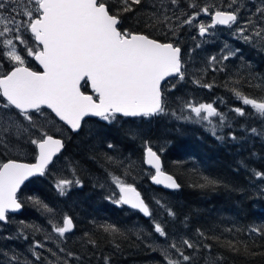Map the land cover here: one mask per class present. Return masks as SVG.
<instances>
[{
	"label": "trees",
	"instance_id": "16d2710c",
	"mask_svg": "<svg viewBox=\"0 0 264 264\" xmlns=\"http://www.w3.org/2000/svg\"><path fill=\"white\" fill-rule=\"evenodd\" d=\"M191 2L180 0L175 9L177 15L181 9L191 15L203 5H226L228 0H197L196 8L189 7ZM106 3L113 5L114 11L118 7L117 0H106ZM244 5L240 15L247 19L255 9L249 0H244ZM135 7L136 12L124 14L121 28L181 48L185 78L183 81L170 79L162 84L166 114L148 118L117 117L113 123L86 119L76 133H70L62 124L63 134L49 127L51 134L62 138L64 148L44 176L33 178L20 188L17 194L23 203L20 212L10 215V223H0V251L9 255L15 252L21 260L27 257L32 264H47V261L55 260L49 252L37 249L42 259L35 261L28 249L33 240L44 242L45 234L50 233L53 241L46 242V247L61 257L56 264H61L64 259L68 264H105V258L107 264H161L163 258L159 252L149 247L152 241L160 244L165 239L154 233L155 220L164 226L170 238L182 236L201 244L199 251L188 250L193 257L191 264H264V235L251 231L253 227L264 231V179H257L253 171L264 173V136L253 135L250 131L252 128L264 131V120L224 87L229 78H239L241 83L235 86L244 94L256 99L264 97V50L229 35L195 43L187 38L185 26L175 35L163 25L159 26L162 31L146 27L148 14L157 10L159 0H142L141 5ZM168 7L174 6L169 4ZM185 18L181 15V19ZM216 29L229 31V28ZM225 44L239 51L223 62L226 65L224 71L214 72L212 68L221 65H210L208 59L219 56ZM28 66L37 70L31 58H28ZM196 80L213 84V87L211 90L200 87L194 83ZM81 90L88 92L87 85ZM187 101L212 103L225 114V126L217 132L218 136L224 137L223 140L211 134L207 122H189L172 115L173 112L181 115ZM237 107L243 108L247 114L237 116L232 111ZM183 115L193 114L184 110ZM18 119L23 121L22 117ZM219 119L212 118L216 124ZM23 123L27 124L26 121ZM232 135L237 139L233 140ZM9 140L20 153H11L0 145V163L34 158V145L25 142L26 136L20 139L13 136ZM145 141L159 155L162 169L181 186L179 190L166 191L149 184L151 172L142 161ZM109 143L114 147L108 148ZM105 154L122 162V166L109 164ZM106 168L137 189L152 211L151 217L146 219L140 213L118 207L106 199L113 192L117 196ZM125 169L128 175H124ZM204 177L216 183L206 184ZM60 178H78L82 186L73 185L65 195H60L55 187ZM30 198L42 201L52 212L37 207ZM161 205L171 209L175 217L169 216ZM64 216L71 217L74 224L73 231L61 242L66 252L73 253L71 258L56 247L54 241L60 238L52 232L49 222L51 219L62 223ZM21 221L36 225L42 231L34 233L31 228H26L23 231L27 240L23 236L5 239L20 231ZM104 224L115 225L120 231L106 233L100 227ZM197 229L208 238L198 236ZM229 241L240 251H232L228 247ZM203 244L210 245V249L203 248Z\"/></svg>",
	"mask_w": 264,
	"mask_h": 264
},
{
	"label": "snow or ice",
	"instance_id": "6c2138e0",
	"mask_svg": "<svg viewBox=\"0 0 264 264\" xmlns=\"http://www.w3.org/2000/svg\"><path fill=\"white\" fill-rule=\"evenodd\" d=\"M141 3L142 0H117L118 7L114 11L113 5L106 3V0H0V145L12 150L9 137L20 139L26 136L25 142L34 145L36 150L35 163H18L14 160L0 163V222L3 224L10 223V214L18 212L23 206L17 196L21 185L30 177L44 176L53 158L64 148V141L55 138L49 127L63 134L65 129L60 122L72 132H78L85 117H98L113 123L118 116L148 118L166 114L162 82L168 77L184 80L181 48L120 27L124 14L136 12L135 6ZM169 4L174 7L169 8ZM179 4L180 0H159V7L148 14L145 26L162 31L159 26L163 25L173 35L185 25L194 26L198 28L199 36L205 37L213 34L210 30L217 26L232 29L235 25L234 31L239 39L264 50V0L243 21L240 11L245 6L244 0H228L226 5L220 6L215 3L206 4L191 15L182 9L180 15H177L175 9ZM189 7H198L197 0H192ZM169 12L172 15H168ZM201 13L210 17L208 23L199 21ZM181 15L187 18L181 19ZM238 51L225 44L219 56L208 59L210 65H221L220 68L213 67L212 71H224L226 65L223 62L235 56ZM28 58L37 62L41 70L30 68ZM194 83L209 90L213 87V84L201 83L200 80ZM240 83L239 78H229L224 87L264 120V97L256 99L244 94L235 86ZM85 85H90L95 98L81 90ZM13 109L16 111L13 112ZM184 110L193 115H183ZM232 111L241 117L247 114L240 107ZM172 115L189 122H207L211 134L219 140L224 139L217 132L225 126V114L219 112L212 103L196 104L187 101L183 104L181 115L177 116L175 112ZM18 117H22L27 124ZM213 117L220 118L219 124L213 122ZM250 131L253 135L264 136V131L256 128ZM231 138L237 139L235 135ZM144 146V162L155 170L152 182L168 189H179L181 186L177 181L162 171L157 152L153 151L147 141ZM107 147L111 149L114 145L109 143ZM105 159L109 164L122 166V162L106 154ZM105 171L111 183L119 190L118 197L113 192L106 199L118 207L127 205L137 209L145 217L152 216L149 206L133 185L107 168ZM253 171L257 179H264V173ZM72 175L76 176L75 169ZM124 175H128L127 169ZM204 180L206 184L216 183L208 177H204ZM73 185L82 186L78 178H60L55 187L60 195H65ZM30 199L45 212H52L42 201ZM161 207L165 208L169 216L175 217L171 209L165 205ZM49 222L52 232L60 238L54 241L56 247L71 258L73 253L66 252L61 242L67 239L66 234L73 231L72 218L64 216L62 223L51 219ZM100 227L110 234L120 231L112 224ZM26 228H31L34 233L42 231L36 225H27L21 221L20 231L5 239L23 236L27 240L28 236L23 231ZM153 229L159 237L165 238L163 243L158 244L154 240L149 244L163 258L161 264H191L193 257L188 254V250L199 251V242L182 236L170 238L164 226L155 220ZM251 231L264 235V231L255 227ZM197 235L208 238L199 229ZM48 241H53L50 233L45 234L44 242L33 240L28 251L35 261H40L42 254L37 249L45 250L55 257L53 261H47L45 257L47 264H56L61 257L46 247ZM202 246L205 249L211 247L208 244ZM228 247L232 251H240L231 241ZM0 256L3 257L0 264H32L27 257L21 260L15 252L9 255L8 252L0 251ZM61 264H68L67 259L62 260Z\"/></svg>",
	"mask_w": 264,
	"mask_h": 264
},
{
	"label": "rangeland",
	"instance_id": "374dc122",
	"mask_svg": "<svg viewBox=\"0 0 264 264\" xmlns=\"http://www.w3.org/2000/svg\"><path fill=\"white\" fill-rule=\"evenodd\" d=\"M249 2H251V7H253L255 9L257 6H259V4L262 2V0H256L255 3H253V0H249ZM247 12H250V11L248 10ZM247 14H249V13H247ZM240 17H241V21H243L244 18H246L244 15H240ZM198 19L200 22H204V23L209 22V17L204 16L202 13ZM235 27L236 26L234 25L232 29H229V31H220L218 29H212V30H210V33H213V34L206 35L205 37H200L198 34V28L197 27L185 25V29H186V32L188 34L187 38L190 39L192 42H195V43H199L202 40H204V41L213 40L217 37H223L224 38L227 35H229L230 38H235L236 40H241L235 34V31H234ZM241 103H242V101H241ZM6 150L10 151L11 153L17 154V155H18V153H20L19 151H17V149H15V147H12V150H8V149H6ZM116 192H117V197H118V189H116Z\"/></svg>",
	"mask_w": 264,
	"mask_h": 264
},
{
	"label": "water",
	"instance_id": "95a60500",
	"mask_svg": "<svg viewBox=\"0 0 264 264\" xmlns=\"http://www.w3.org/2000/svg\"><path fill=\"white\" fill-rule=\"evenodd\" d=\"M218 27H224V26H218ZM165 43H167V42H165ZM33 62L35 63V65L37 66V68H38V70L37 71H39V70H41L40 69V66L38 65V63L37 62H35L34 60H33ZM172 78H175V77H168V78H166V80L165 81H167V80H169V79H172ZM165 81H163L162 82V84L165 82ZM87 89H88V92H85V94H90V95H93L94 96V98H95V94L94 93H92V91H91V88H90V85H87ZM45 110H47V109H45ZM47 111H49L50 112V110H47ZM54 115V114H53ZM119 117H123V116H119ZM88 118H98V117H85V119H88ZM124 118H137V117H124ZM84 119V120H85ZM83 122V121H82ZM60 123H62L63 124V122H60ZM66 128H67V126L66 125H64ZM68 129V128H67ZM71 133H76V132H72L70 129H68ZM55 138H58V137H55ZM61 139V138H60ZM34 150H35V146H34ZM63 150V149H62ZM61 150V151H62ZM61 153V152H60ZM59 153V154H60ZM58 154V155H59ZM145 149H144V151H143V165L147 168V169H149L150 171H151V175H150V177L148 178V182H149V184L150 185H152V186H154V187H156V188H160V189H163V190H166V191H176V190H179V189H176V190H173V189H168V188H165L163 185H157V184H154L153 182H152V179H151V177H152V175H154V173H155V170L153 169V168H151V166H149L148 164H146L145 162H144V159H145ZM57 155V156H58ZM56 156V157H57ZM56 157H54L53 158V160L56 158ZM10 160H13V159H10ZM8 160H6V161H4V162H7ZM14 161H16V162H18V163H28V164H32V163H35L36 162V150H35V155H34V158H33V160H31V161H21V160H14ZM3 162V163H4ZM50 166V165H49ZM161 167H162V163H161ZM162 171L165 173V174H168V175H170L169 173H167V172H165L163 169H162ZM172 176V175H171ZM36 177H40V176H34V177H30L28 180H26L25 182H24V184L25 183H27L28 181H30L31 179H33V178H36ZM173 177V176H172ZM24 184H22L21 185V187L24 185ZM19 192V191H18ZM18 194V193H17ZM118 195H119V190H118ZM142 198V197H141ZM123 207H125V208H127V209H129V210H132V211H136V212H138V213H140L144 218H149V217H145L144 215H143V213H141V212H139L137 209H132V208H130L129 206H127V205H123ZM20 212V210L18 211V212H16V213H11L10 215H14V214H18ZM0 223H2V222H0Z\"/></svg>",
	"mask_w": 264,
	"mask_h": 264
},
{
	"label": "flooded vegetation",
	"instance_id": "af4514ba",
	"mask_svg": "<svg viewBox=\"0 0 264 264\" xmlns=\"http://www.w3.org/2000/svg\"><path fill=\"white\" fill-rule=\"evenodd\" d=\"M99 119V118H98Z\"/></svg>",
	"mask_w": 264,
	"mask_h": 264
}]
</instances>
